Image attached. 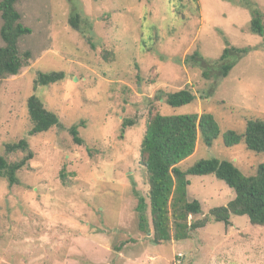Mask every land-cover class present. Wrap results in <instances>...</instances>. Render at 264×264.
<instances>
[{
  "label": "rangeland",
  "instance_id": "374dc122",
  "mask_svg": "<svg viewBox=\"0 0 264 264\" xmlns=\"http://www.w3.org/2000/svg\"><path fill=\"white\" fill-rule=\"evenodd\" d=\"M16 10L31 31L19 48L31 59L19 75L0 79V156L9 164L32 158L15 185L0 178V264H176L177 254L181 264H264V226L247 217L234 216L229 227L210 220L189 240L155 245L138 230L133 193L146 197L139 150L153 105L163 116L207 112L219 125L212 147L199 140L183 170L216 159L256 174L264 157L243 143L226 147L223 134L264 121V37L249 31L254 11L264 24V0H21ZM225 39L252 50L222 78L210 61ZM103 50L115 57L104 60ZM195 52L204 60L186 63ZM39 73L64 80L41 87ZM184 88L193 103L165 104L166 94ZM33 96L59 126L31 136ZM125 119L134 125L121 133ZM74 126L80 145L69 132ZM21 140L25 150L5 153ZM189 180L203 215L235 197L213 176Z\"/></svg>",
  "mask_w": 264,
  "mask_h": 264
},
{
  "label": "trees",
  "instance_id": "16d2710c",
  "mask_svg": "<svg viewBox=\"0 0 264 264\" xmlns=\"http://www.w3.org/2000/svg\"><path fill=\"white\" fill-rule=\"evenodd\" d=\"M21 0H0V79L19 75L28 66L31 59L29 51H20L19 41L31 31L22 23V16L17 12L16 5ZM70 25L78 28L79 16H71ZM253 35L264 37L262 15L254 11L249 24ZM226 47L219 58L213 62L219 65L222 78H226L233 66L252 49L236 48L224 40ZM102 57L112 60L113 51H102ZM232 57V58H230ZM196 58L204 60L199 53L186 57V63L196 64ZM204 76L206 74L204 73ZM64 80L62 73H39L37 84L47 87ZM165 104L170 107H182L193 103L195 94L187 89L166 94ZM161 100L162 97H155ZM28 116L31 123V136L47 132L59 126L58 117L47 111L41 100L36 96L27 102ZM134 125L133 120L122 122V131ZM73 141L80 145L78 126L69 130ZM220 135V128L214 117L203 112L200 115L163 116L154 105L149 109V118L139 150V163L146 175V197L134 191L137 198L135 213L138 230L152 236L155 245L165 242L189 240L199 230H203L210 220L221 223L224 227L231 226L234 216L247 217L251 226H264V159L253 176L244 175L233 163L216 159L201 160L187 170L180 164L192 156L198 141L207 147H212ZM223 141L226 147H237L241 143L246 150L264 157V121L252 119L246 122L244 132L237 135L225 132ZM28 147L25 140L16 144L6 145L5 153L25 150ZM32 158L28 155L19 163L9 164L4 156H0V178H7L10 186L17 183V172ZM191 176H213L224 182L235 197L226 206L216 207L203 215L202 205L196 199H190L189 186Z\"/></svg>",
  "mask_w": 264,
  "mask_h": 264
},
{
  "label": "built area",
  "instance_id": "2783aa9c",
  "mask_svg": "<svg viewBox=\"0 0 264 264\" xmlns=\"http://www.w3.org/2000/svg\"><path fill=\"white\" fill-rule=\"evenodd\" d=\"M183 258H184L183 255L177 254V256H176V264H181V261H182Z\"/></svg>",
  "mask_w": 264,
  "mask_h": 264
}]
</instances>
